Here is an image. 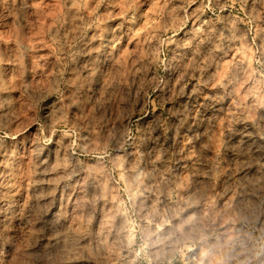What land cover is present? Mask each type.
Instances as JSON below:
<instances>
[{
  "label": "rangeland",
  "instance_id": "374dc122",
  "mask_svg": "<svg viewBox=\"0 0 264 264\" xmlns=\"http://www.w3.org/2000/svg\"><path fill=\"white\" fill-rule=\"evenodd\" d=\"M0 264H264V0H0Z\"/></svg>",
  "mask_w": 264,
  "mask_h": 264
}]
</instances>
